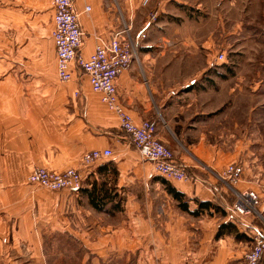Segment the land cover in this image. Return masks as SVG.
<instances>
[{"label": "crops", "instance_id": "0c3cea01", "mask_svg": "<svg viewBox=\"0 0 264 264\" xmlns=\"http://www.w3.org/2000/svg\"><path fill=\"white\" fill-rule=\"evenodd\" d=\"M51 2L0 0V264H243L255 221L226 211L234 199L219 177L226 163L214 151L212 157L207 137L194 145L186 137L190 128H264V0H150L146 6L143 0H75L84 59L96 38L123 32L137 44L116 80L124 111L136 124L154 123L157 137L174 149H202L210 174L195 166V154L178 152L198 181L165 180L184 194L190 212L198 202L211 204L196 216L179 209L80 70L72 65V80H57ZM217 53H232L234 60L218 66ZM228 67L243 70L233 85ZM238 101L254 103L244 109ZM106 149L112 157L95 170L81 166L83 153ZM242 161L236 188L258 194L264 219V160ZM37 167L76 168L83 184L88 171L90 178L119 173L126 183L153 181L173 204L121 209L109 203L97 211L87 197L95 182L76 192L34 188L27 178ZM95 213L106 217L97 233L89 226ZM221 225L230 230L217 238Z\"/></svg>", "mask_w": 264, "mask_h": 264}, {"label": "built area", "instance_id": "2783aa9c", "mask_svg": "<svg viewBox=\"0 0 264 264\" xmlns=\"http://www.w3.org/2000/svg\"><path fill=\"white\" fill-rule=\"evenodd\" d=\"M150 0H143L146 6ZM53 29L51 39L56 50V76L61 83L72 80V65L88 79L91 90L100 95V102L119 120V128L128 138L129 144L142 160L151 162L153 171L166 181L197 182L187 172V167L178 162L172 152L156 138V126L149 120L136 124L131 116L120 106L117 97L116 80L134 60L137 44L123 32L115 33L108 40L96 38V44L89 58L81 55L83 33L75 10V0H52ZM89 11V8H86ZM145 36L140 35V39ZM225 55L219 53L215 61H224ZM111 150H93L83 153L80 164L90 167L97 162L109 159ZM242 174L241 166H230L221 176L229 188L237 184ZM81 172L68 168L53 172L37 167L28 176L27 184L51 192L63 190L79 191L82 188ZM235 201L226 211L233 217L256 213L259 205L254 192L234 193ZM252 248L245 254V264H259L264 256V230L252 227Z\"/></svg>", "mask_w": 264, "mask_h": 264}, {"label": "rangeland", "instance_id": "374dc122", "mask_svg": "<svg viewBox=\"0 0 264 264\" xmlns=\"http://www.w3.org/2000/svg\"><path fill=\"white\" fill-rule=\"evenodd\" d=\"M42 17H43V14H42ZM45 21H40V25L45 26L46 24ZM36 40H39L40 45L41 44L46 45L45 41L43 40V37H37ZM217 54H215V56ZM263 54H261L260 57L264 58ZM224 55H225L224 61H215L216 64L218 63L223 64V65H218V66H224V64L226 65L227 61L229 62L231 60H234L233 58L234 54L224 53ZM247 55L248 54H246V56ZM249 56L255 57L253 54H249ZM218 66L214 65L212 67L217 68ZM225 71H227V75L230 76V79H231L230 84L232 83L233 85L237 83V80L234 79L236 77V74L243 70L239 71L235 69H230V67H228ZM212 74L216 75V71H213ZM244 92L246 94L249 93L248 90H245ZM253 103L254 102H251V101H246V102L238 101L237 104L242 105V107L246 109L248 108L247 105H251ZM234 104H235L234 101H230V107L235 106ZM262 120L264 121V116L262 117ZM190 130L191 131L188 132L189 136L186 137L187 138L186 142H188L190 145H194L196 143L198 144L197 141L201 139L202 135H205L207 139L209 140V144L211 146L212 157H213V151H214L215 152L214 157L216 154V156H218L217 158H219L220 156L223 158L224 162L226 163V166L222 170L219 176L220 178L228 167L235 166L237 164H238L237 166L242 167V174L237 184L234 185L232 188H229V187L228 188L232 192L233 196L235 192L240 193V194L254 192V194L257 195L259 205L256 208V213L252 212L248 215L241 216V218H245V217L253 218V220L255 221L254 222L255 225L253 227H257L259 229L264 230V219L261 216V210H260V206L262 204L260 202L258 194L255 191L250 190V189L240 191V190H237L236 188L237 185L240 183V181L243 180L242 178H243V173H244V170H243L244 166L242 165L243 163L242 160L248 161L250 164H251V161H254V160L255 162H258V163L261 160H264V128H190ZM156 138L161 143H163L157 137V130H156ZM163 144L172 152L173 156L175 157L177 161L178 159L176 157L177 156L179 157L178 152H183L186 155H188L187 153H190V152L192 154H195L198 157V159L197 158H194V159L199 162L195 164V166L199 169L203 168L205 171V174L207 175L210 174L211 171L205 168V167H208V168L210 167L207 164H205L202 159L203 157L202 149L189 148L188 150L190 152H186L181 149L180 150L174 149L166 145L165 143ZM95 165L93 167H90L92 171L96 169ZM261 166L264 167V165H261ZM91 175L92 173L90 171L84 173V184L82 182L84 186L82 189H91V186L88 187V185H91L92 183L95 182L98 188L102 187L103 190L101 189L100 191H106V192L111 191L109 197L100 201L103 206H105L106 204L109 205V203L111 204L118 203L120 205V208L122 209V207L125 208L127 205H132L137 208L138 206L144 207L146 205L149 207H154L157 205H165L168 203L173 204V202H171L168 198H166V195L164 192L165 190L163 188L164 186L162 187L160 184H156L153 181L152 182L146 181L142 183H138V181H134L131 183H126L125 176L121 177L119 173L117 176H114V174H105V175H99V176L96 175V177L93 176L92 178H90ZM188 183L194 184L196 182H188ZM112 199L114 200L113 202H112ZM234 201H235V198L233 199L232 203H230L227 206L229 207L232 206ZM151 215L155 216L156 214L151 212ZM89 221H90L89 226L93 227L92 231L97 233L98 226L101 225L102 223L105 224L106 217L104 215L95 213L94 215L89 217ZM251 248H252V245H251ZM243 264H245V260Z\"/></svg>", "mask_w": 264, "mask_h": 264}, {"label": "trees", "instance_id": "16d2710c", "mask_svg": "<svg viewBox=\"0 0 264 264\" xmlns=\"http://www.w3.org/2000/svg\"><path fill=\"white\" fill-rule=\"evenodd\" d=\"M161 184L164 186L167 193L178 203V207L181 211L188 212L189 214L196 216L200 212V209H206L211 205L209 202H198V209L193 211V212H190L187 208V203L183 202L184 194H182L181 192H178L176 189H174L165 180H161ZM101 189H102V187L98 188L97 185L94 184L92 186V189L87 192V197H88L90 205L94 209H96L97 211H103L104 210V206L102 205V203L100 201L104 200L108 196V195H106L105 191H100ZM227 228H228V230H230V226L221 225L218 228V231L216 233V237L217 238L220 237L223 234L224 230H226Z\"/></svg>", "mask_w": 264, "mask_h": 264}]
</instances>
